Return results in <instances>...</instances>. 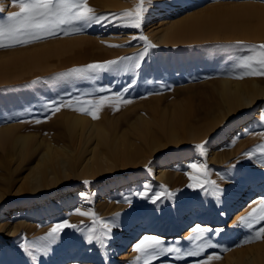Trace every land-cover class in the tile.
<instances>
[{
    "label": "rangeland",
    "instance_id": "374dc122",
    "mask_svg": "<svg viewBox=\"0 0 264 264\" xmlns=\"http://www.w3.org/2000/svg\"><path fill=\"white\" fill-rule=\"evenodd\" d=\"M116 1L88 0V4L99 15L134 10L140 3V0ZM179 1L182 6L175 9L174 4ZM150 4L168 6V13L165 14L169 15L168 18L186 12L199 15L210 8L231 5H252L255 10H260L259 14L264 18V0H145V7ZM17 11L19 8L13 6L12 0H0V20H6L8 13ZM160 17L150 22L144 20L141 29L132 27L135 21L127 17H121L120 20L128 26L118 22L104 26L91 24L83 25L78 32L62 26L70 34L59 32L58 35L47 36L26 45L0 48V59H5L4 54L10 50H18L16 56L22 57L0 67V126L16 124L21 130L35 132L39 138L55 139L57 129L62 127L59 122L62 113L80 112L76 110L78 107H89L90 101L99 100L102 96L108 99L97 111L99 118L103 115L134 116L139 113L161 114L171 111L189 114L192 109L198 110L210 102L221 78L236 79L234 76L243 71L235 66L254 53L247 47L237 46V41L245 45L264 44V21L261 17L245 19L246 24L252 26L250 29L258 32L256 35L224 36L173 44L157 42L150 31V25L158 24ZM258 26L261 27L257 29ZM141 34L156 47L147 50L137 69L134 63L144 53L145 44L133 37ZM57 39L65 41L54 44L48 51L40 52L38 57L42 64L29 65V53L36 48L34 46ZM122 57L132 58L131 61L123 62L128 66L126 71L101 72L94 74L91 79L61 78V74L70 69ZM253 79L264 84V77L260 76L237 80L250 82ZM129 84L133 86L127 87ZM124 99L131 102L123 103ZM52 101L71 102L73 106L61 107L52 114L48 111ZM262 113L264 96L259 97L246 111L228 117L225 120L227 124L223 121L205 138L162 148L150 159L135 166H127L98 178L73 179L32 198L10 191L0 201L6 213L0 215V225L7 226L0 228V264H143L142 257L137 259L140 254L129 249L135 240L139 241L143 237L144 232L153 233L155 229L163 231L164 227L167 232L155 234L169 244L181 238L179 247L187 251L196 243H190L187 237L192 235L189 230L197 224L223 229L219 234H209L211 243L217 247L208 248L200 257L183 256L177 259L176 253L161 254L152 264H196L208 254L220 255V259L210 262L220 264L238 250L246 252L251 248L254 252H264V238L245 242L254 233L240 223V219L247 217L257 207L259 198L264 196V156L258 148L264 145V135L260 134L264 132ZM37 120L40 122L37 123ZM125 125L120 121L121 128ZM201 144L209 148L212 146V149L219 152L220 159L210 158L213 150L203 154L196 147ZM253 149L255 152L251 157L244 155ZM4 156L5 151L0 147V159ZM163 162L165 165L156 167ZM192 163L207 164V179L223 189L218 200L211 194V186L206 185L204 190L198 186L188 187L191 182L189 173L203 179L189 167ZM160 168L170 172L174 178L167 183L157 178L156 170ZM85 180L90 183H83ZM145 185L150 189L149 195L161 193V199L153 203L142 198L139 194L145 190ZM161 186H166L173 195H163ZM81 193L87 195L82 196ZM125 197L131 200V204L125 202ZM36 198L39 199L34 200L36 204L22 207L20 213L11 212L23 206L24 201ZM221 200L225 203L220 204ZM226 203L231 205L228 215ZM77 207L84 211H94L98 222L94 225L91 217L73 214ZM243 208L246 210L239 213ZM65 219L77 228L64 229L57 240L48 245L46 254L37 252L35 247L31 248L36 257L33 260L22 246L39 247L48 244L42 238L54 224ZM24 221L28 225L19 226L15 231L12 228L8 230V225ZM101 221L112 227V239L107 241L106 248L95 241H87L89 230L93 227L95 236L104 235L106 229ZM176 224H179V229ZM186 231L187 234L184 233ZM121 243L124 247H121Z\"/></svg>",
    "mask_w": 264,
    "mask_h": 264
},
{
    "label": "bare ground",
    "instance_id": "6f19581e",
    "mask_svg": "<svg viewBox=\"0 0 264 264\" xmlns=\"http://www.w3.org/2000/svg\"><path fill=\"white\" fill-rule=\"evenodd\" d=\"M106 1L117 3L116 0ZM181 6L180 1L174 4L175 9ZM167 7L151 4L146 6V22L161 16L158 24L150 25V31L157 42L173 44L234 35L249 37L258 32L252 31L250 29L252 26L247 25L245 19L253 16L262 18L260 10H255L252 5L214 7L199 15L196 12H186L170 18L167 17L169 15H165L168 13ZM61 41L65 39L44 41L34 46L36 48L31 49L29 53L28 58L31 60L29 65L42 64L38 54L44 50L48 51ZM18 53V50L6 52L4 54L6 58L0 59V67L12 63L14 59H21V56H16ZM214 89L210 102L198 110L192 109L189 114L171 111L161 114L139 113L134 116L103 115L101 118L93 119L85 113L67 111L61 115L59 122L62 127L57 129L55 139L39 138L35 132L21 130L16 124L0 126V147L5 151V156L0 159V201L10 191L26 194L30 198L37 194L43 195L70 180L98 178L127 166L145 162L162 148L203 139L228 117L246 111V108L252 106L259 97L264 96V84L256 79L246 82L221 78ZM120 121L126 124L123 128L119 126ZM209 150H213L211 159H220L219 152L212 149V146L211 148L204 146L203 154ZM164 162L156 167L165 165ZM156 172V177L166 183L174 178L167 170L160 168ZM34 200L39 199L24 201L23 206L14 208L11 212L20 213L22 207L32 205L35 203ZM243 200L244 196L240 198V205ZM224 203L225 201L221 200L220 204ZM227 203L228 215L231 205ZM245 210L246 208H243L239 213ZM2 214L6 213L0 205V215ZM22 225L28 224L24 221L8 225V230L12 228V231H15ZM176 225L179 229V224ZM5 226L2 224L0 228L3 229ZM162 229L163 231L152 230L153 233L144 232L143 236H157L155 234L157 232H167L166 228ZM187 231L184 233L187 234ZM135 241L130 251H133L134 245L138 242ZM121 247H124L123 243ZM233 261L236 264H264V252H254L251 248L246 252L238 250L235 255L228 256L224 263L220 264H232Z\"/></svg>",
    "mask_w": 264,
    "mask_h": 264
},
{
    "label": "snow or ice",
    "instance_id": "6c2138e0",
    "mask_svg": "<svg viewBox=\"0 0 264 264\" xmlns=\"http://www.w3.org/2000/svg\"><path fill=\"white\" fill-rule=\"evenodd\" d=\"M12 4L15 7L19 8L17 12L8 13L6 20H0V48H8L15 45H26L40 39H43L47 36L58 35L59 32L68 35L70 32L62 26H68L72 32H78L82 30L83 25L91 24H100L104 26L108 23L118 22L122 26H128L120 20L121 17H127L135 23L131 26L137 29L142 28V24L145 20L144 13L147 11L145 7V0H140L134 10H126L122 13H108V14H97L95 10L89 6L88 0H12ZM80 25L81 27H76ZM59 30V31H58ZM133 39H139L144 41L145 51L141 53L134 63L135 68L141 66L140 60L143 59L149 48H154L156 45L151 44L148 41L147 37L144 35H139L138 37H133ZM237 46L247 47L254 54L248 56L241 60L235 68L243 69L234 76L236 79H243L248 76H260L264 77V44L259 45H245L242 41L236 42ZM111 47H116L117 45H109ZM131 61V57H122L116 60H107L103 62H93L87 64L83 67L70 69L68 72L61 74V78H70V77H79V78H94V74L101 72L111 71V72H120L126 71L127 65L124 61ZM234 68V71H235ZM133 85L129 84L127 87H132ZM99 91H104V89H99ZM119 95V94H117ZM107 97H100L99 100L90 101L89 107L80 106L76 110L91 115L93 119H97V111L102 107L107 100ZM123 103H130V100L124 99ZM72 107L71 102L64 101H52L48 105V111L54 114L56 111H59L61 107ZM96 109V111H93ZM118 110V108L116 109ZM261 120H264V113L261 114ZM37 123L40 121L37 120ZM264 135V132L260 133ZM198 149L203 152L204 145H197ZM261 155L264 156V145L258 146ZM255 152V149L252 151H246L245 156L251 157ZM264 163V161H262ZM189 167L197 171L198 177L192 176L190 173L189 180L191 181L188 187H200L201 190H204L206 185L211 186V194L219 199L223 194V189H220L215 185L214 181L207 179L208 175V166L206 163L196 164L192 163ZM85 184H89L90 181H83ZM145 190L139 195L144 199H149L153 203H156L161 199V193H153L149 195V187L144 186ZM163 188V195L171 197L173 195L166 186H161ZM82 196L87 194L81 193ZM125 202L131 204V200L128 197H125ZM253 203H257L253 201ZM73 214L91 217L93 224L97 223V214L94 211H84L81 208L77 207L73 210ZM223 215V213H221ZM103 223L104 229L106 232L102 237L95 236L93 233L95 231L94 227L89 230V235L87 237L88 243H93L94 241L99 243L101 247H107V241L112 239L111 231L112 227L109 223ZM240 223L244 224L247 228L253 230L252 235H249L245 242H252L257 239L264 238V196L260 197L258 200L257 207H254L252 211L248 214L247 217L240 219ZM66 228H77L76 225L71 224L67 219L58 222L53 225L45 237L42 239L48 241V244L41 245L39 247L32 245H23L24 250L32 257L33 260L36 257L33 255L31 248L35 247L37 252H48V245L56 241L60 233ZM223 229L216 228H207L202 225H195L191 229L192 235L187 237V240L191 243L195 241L194 246L187 250L182 251L179 247L181 238H177L172 241L170 244L166 242L163 238L155 235H144L139 241L134 245V251L139 253L140 256L137 257L139 260L143 258V264H152L153 260H158L161 254L167 253H176V258L181 259L183 256L188 257H200L208 248L217 247V245L211 243V237L209 234L216 233L219 234ZM218 254H208L205 258L198 260L196 264H210L214 259H220Z\"/></svg>",
    "mask_w": 264,
    "mask_h": 264
}]
</instances>
